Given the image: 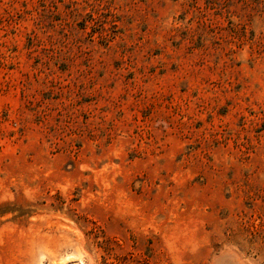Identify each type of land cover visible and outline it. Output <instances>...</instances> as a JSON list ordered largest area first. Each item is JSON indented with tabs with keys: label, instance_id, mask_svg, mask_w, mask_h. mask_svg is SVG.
Masks as SVG:
<instances>
[{
	"label": "rangeland",
	"instance_id": "1",
	"mask_svg": "<svg viewBox=\"0 0 264 264\" xmlns=\"http://www.w3.org/2000/svg\"><path fill=\"white\" fill-rule=\"evenodd\" d=\"M0 264H264V0H0Z\"/></svg>",
	"mask_w": 264,
	"mask_h": 264
}]
</instances>
